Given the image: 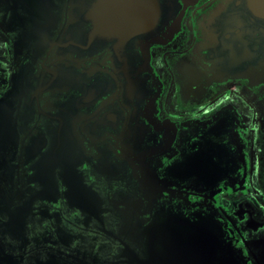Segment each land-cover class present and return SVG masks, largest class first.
I'll return each mask as SVG.
<instances>
[{
    "label": "flooded vegetation",
    "instance_id": "obj_1",
    "mask_svg": "<svg viewBox=\"0 0 264 264\" xmlns=\"http://www.w3.org/2000/svg\"><path fill=\"white\" fill-rule=\"evenodd\" d=\"M92 1L0 0V264H264V30L235 0H155L165 23L134 36L122 0L75 57L59 45ZM68 133L78 185L44 193L28 146Z\"/></svg>",
    "mask_w": 264,
    "mask_h": 264
},
{
    "label": "water",
    "instance_id": "obj_2",
    "mask_svg": "<svg viewBox=\"0 0 264 264\" xmlns=\"http://www.w3.org/2000/svg\"><path fill=\"white\" fill-rule=\"evenodd\" d=\"M96 2L97 1H92V4L88 6L89 8L85 16L79 18V22L77 18L74 19L75 22L72 23L71 28L69 29L68 33L65 35L63 39V42H61V44L59 45L60 50H63L65 52L68 51L75 53L74 55L75 57H79L77 53L81 51L86 52V54L89 51L92 52L93 51L92 48H94V46H87L86 43H92L94 35L92 32L88 33V30L87 32L85 31L83 35H81L78 31H80L79 27H83V25L80 24L84 23L85 27L88 28L92 27L93 30L94 22L98 20V18L94 16V12L95 10L97 11L99 7L100 10L102 7H105L107 8L105 11H109L110 10L109 6L114 2H116V6L119 7L120 11H123L124 9L122 0H108V1L102 0L101 2H97V3ZM130 3H132L134 6L131 9L132 10L131 20L133 22L132 28L136 27L135 28L136 31H134L135 33L133 34L134 36H136L137 34L141 35L143 33H147V35L154 33L153 31H155L158 27H160L165 23L168 14L166 13V8H168L167 7L168 5L164 4L163 6H160L157 1L155 2V0H142V2H138V4H143V6L146 5L148 6V8L138 9V7L136 6V4H134L133 1L130 0ZM180 9L178 11H180ZM231 11H234L237 15H241L242 11L244 12V15L242 16L243 18H241V16L235 17L234 20L235 22L234 24H236L235 26L243 25L244 27H248V28L254 26L257 30L260 29L261 32L264 30V0H235ZM142 13H144V15L140 16L142 15ZM129 14L131 13L129 12ZM171 17L172 14H170L169 18ZM248 17H252V20L249 23L247 22ZM169 18H168V23H169ZM103 21H107V18H104ZM107 23H109V21H107ZM104 26L105 25H102V27ZM61 65L62 64H59L60 67L59 66L57 67L59 71L66 70L67 73L69 74L72 75L77 74L75 73L76 67L72 66V67L64 68ZM51 79L54 80L55 76L52 77ZM48 81H50V79L46 81L44 80L43 82L47 83ZM71 91L72 93L75 92L74 90ZM76 103L79 107L77 101ZM57 107L61 109V107L59 106ZM60 128L64 129L62 127H59L56 130H58V132L61 133ZM56 130H54L53 133ZM68 135L70 136V138H68L67 136H61V135L57 136L55 134H52L53 143L49 145H44V144L39 145L38 143H36V138H35L33 139L32 145L28 146L29 148L27 154L28 156L29 155L30 156L29 159H27V163L30 162V157L32 155L38 157L36 165H38L39 167H36V169L33 167V170H35L34 176H36V180L39 181L38 187L41 188V190L44 191V193L46 190L47 191H49V189L51 190V188L47 187L49 184L48 182L44 184L45 178H47L46 181L49 180L54 181L58 179L59 182L63 181L64 183H66L67 186L70 187H73V183L75 181L77 182L76 186L78 185L76 166L71 167V165L72 162L76 160V155L80 156L81 153L79 154L77 152V148L73 145V143H71V140H73L71 134L68 133ZM61 163H65V165H61L59 167V164ZM51 164H56L57 167L51 168V166H49ZM47 173L49 174L46 175ZM31 177L32 176L28 178L31 179ZM176 215L175 217L171 215L167 217V219L170 220L171 222L169 221L165 223L164 224L165 228L171 229L173 227V224H177L175 226H178L179 224L180 227L178 226V229L180 228V230H182L181 235L182 234H186L189 236L192 235L193 237L191 238L192 240L191 244H193L195 240L194 243L195 245L196 244L197 246L202 245V250L208 252L209 259L213 257L217 245L213 243V239L209 238L210 236L207 234V230L205 229V226H203L201 223V221L203 222V219L198 217L195 220L198 229H202V231L201 232L195 231V233H190L189 228L191 226V220H192L191 217L183 218V216H181L182 214H180L181 217L178 222V214ZM155 221H157V219ZM174 221L177 222L174 223ZM128 254L130 255L129 257L130 259L136 261L135 260L136 251L134 250H131V252L128 251ZM181 258L183 260L185 257L181 256ZM137 261H138V263L136 262L137 264H145V259L142 260L138 258Z\"/></svg>",
    "mask_w": 264,
    "mask_h": 264
}]
</instances>
